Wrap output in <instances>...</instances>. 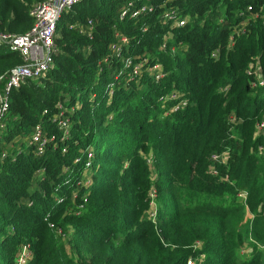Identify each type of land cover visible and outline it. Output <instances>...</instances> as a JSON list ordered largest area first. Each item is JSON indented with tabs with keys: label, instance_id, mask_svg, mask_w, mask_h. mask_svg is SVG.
Returning <instances> with one entry per match:
<instances>
[{
	"label": "trees",
	"instance_id": "trees-1",
	"mask_svg": "<svg viewBox=\"0 0 264 264\" xmlns=\"http://www.w3.org/2000/svg\"><path fill=\"white\" fill-rule=\"evenodd\" d=\"M37 1L0 0V30L27 31ZM123 1L85 0L64 13L50 70L9 94L0 141V264H14L25 243L27 264H185L200 254L198 264H260L261 250L239 261L237 251L249 233L264 242V214L256 210L264 208V136L255 132L264 84L251 85L255 68L264 79V18L249 22L232 45L228 35L241 19L236 10L252 3L264 13V0H184L189 21L171 28V41L181 44L173 54L159 49L168 26L153 14L120 20ZM88 19L90 36L74 25ZM116 30L129 38L124 54L147 58L137 74L114 57L102 61ZM154 62L164 73L158 80ZM20 63L0 44V83ZM173 90L187 100L174 110L177 100L166 99ZM58 104L69 120L63 139ZM37 123L54 137L41 155L25 142ZM223 150L227 163L216 168L227 181L208 169L210 153ZM190 189L195 200L180 203ZM243 189L253 214L244 226L234 198Z\"/></svg>",
	"mask_w": 264,
	"mask_h": 264
},
{
	"label": "built area",
	"instance_id": "built-area-1",
	"mask_svg": "<svg viewBox=\"0 0 264 264\" xmlns=\"http://www.w3.org/2000/svg\"><path fill=\"white\" fill-rule=\"evenodd\" d=\"M85 0H40L33 3L29 7V15L32 18V26L21 34L6 32L0 30V44L5 45L9 50L15 51L20 55L21 63L13 66L8 70L4 79L0 83V141L3 140V133L6 128V119L9 111V94L12 89L20 87V85L26 83L28 80L42 78L50 70L55 53L58 51V47L55 42L56 26L62 15L73 8L78 3ZM150 1V0H148ZM184 0H157L154 2H145L144 0H125L119 9L118 18L123 20L127 17L137 18L141 15L153 14L160 22L167 25L168 28L163 32L162 41L159 45V49L162 51H170V54L176 52L178 46L181 44L173 43L172 29L185 26L189 21V15L184 11L181 5ZM234 14H237L241 19L239 22L230 25V33L228 35V44L232 45L235 38L240 35H244L248 31V24L257 18H264L262 12V6L255 8L252 3H248L244 8L238 9ZM224 16H220L218 22H223ZM84 34L90 36L93 27L92 19H88L87 23L81 24L76 22L74 24ZM148 29V25L145 24L141 27V31L145 32ZM129 43V38L118 30L114 32V39L109 44V53L103 58V62H108L109 56L114 57L122 62L124 68L131 70V74H137L139 69L147 63V58H134L124 54ZM217 48L211 52V57L217 56ZM160 62H155L152 66L154 77L160 79L164 76ZM254 80L251 81L252 86L263 85L264 79L260 73V70L255 68L253 75ZM178 91H171L167 93L166 99L177 100L176 105L173 107L177 109L186 105V99L181 97ZM58 112L54 116L59 129L62 131L61 139L67 136L69 128V120L64 115V109L61 104L57 105ZM231 120H234L233 116H230ZM257 132H264V113L260 121L256 123ZM54 137H48L44 132L40 123L35 124L28 137L25 138V142L32 146L37 155H41L47 145V142ZM259 150H263L262 146L258 147ZM64 151V150H63ZM86 166H90L92 163V149L88 147ZM211 159L214 163L226 164L228 160L227 151L220 153H213ZM42 170H37L36 174L41 175ZM212 173L217 171L211 168ZM90 178L84 176L82 182L87 185ZM153 187V186H152ZM151 187V188H152ZM75 196V192H73ZM149 218L152 222L156 221V204L154 203L155 191H151ZM239 196L243 200L247 197V191L239 190ZM45 220L48 221L47 216ZM51 227L52 224L48 223ZM61 234V230L58 231ZM200 242L195 241L193 247H199ZM31 257V251L28 244H23L18 252L14 264H27ZM202 254L199 256H189L185 264H197Z\"/></svg>",
	"mask_w": 264,
	"mask_h": 264
},
{
	"label": "rangeland",
	"instance_id": "rangeland-1",
	"mask_svg": "<svg viewBox=\"0 0 264 264\" xmlns=\"http://www.w3.org/2000/svg\"><path fill=\"white\" fill-rule=\"evenodd\" d=\"M155 63V62H154ZM162 67V66H161ZM153 70V69H152ZM154 74H156V73H154V71H153V77H154ZM154 79L155 80H158V79H156L155 77H154ZM168 93H171V91L170 92H168ZM182 98H183V96H181ZM186 101V103H187V100H185ZM262 118V117H261ZM255 132H257V131H255ZM258 134L259 133H261V135L262 136H264V132H257ZM259 146H262L263 147V149H264V137H263V140H262V143L259 145ZM225 151H227V150H223V151H221V153L222 152H225ZM263 152H264V150H263ZM213 153H215V152H211L210 153V155L208 156V169L210 168V172H211V168H213V169H215L216 171H217V173L215 174V175H218V177H219V179L220 180H228L227 179V177H226V175H223V174H220L219 172H218V170H217V168H216V165L218 164V163H214L213 161H212V159H211V155L213 154ZM218 153V152H217ZM220 153V152H219ZM227 154H228V152H227ZM260 155L262 154V150H261V153H259ZM214 174V173H213ZM85 176V175H84ZM153 177H154V175H153ZM220 177H223V178H226V179H221ZM232 182V184H233V181H231ZM154 189V191H155V198H154V203L156 204V209H157V200H158V192H157V190H156V188L155 187H152V188H150V190H149V207H150V200H151V191ZM244 190V189H243ZM246 191V190H245ZM235 194H234V198H235V201L238 203V204H236L237 206H239L240 207V209H241V211L243 212V213H241L242 214V216H243V221H242V223L240 222V224L242 225V226H244V224L245 223H250L251 222V218H252V216H253V214H252V211L248 208V204H247V199H245V200H243L242 198H240V196H239V191H236V192H234ZM191 195H193L194 196V200H195V195L194 194H191V189L186 193V192H182V194L179 196L180 197V203H186V202H188V200L191 198ZM224 201L225 202H228L229 201V196L228 195H225L224 196ZM186 204H189V203H186ZM256 210L257 211H261L262 212V214H264V208H260V207H257L256 208ZM59 231V230H58ZM60 235H62V232H61V234ZM63 238L65 239V236H63ZM245 240V242H244V244L239 248V250L237 251V255H238V261L239 260H243L244 258H246V257H248V256H251V254L253 253V251H254V249H257V250H261L263 253H264V242L263 241H259V240H256V238L255 237H253L252 235H251V233H249V235H248V237L246 238V239H244ZM200 246H201V242H200ZM199 246V247H200ZM255 246V247H254ZM65 247H66V252L67 253H69L70 254V251H69V249H68V246H67V244L65 245ZM263 256L264 255H262V257L260 258V264H264V258H263ZM204 257H205V255H204ZM203 257V258H204ZM16 258V257H15ZM204 260V259H203ZM199 263V262H198ZM197 263V264H198Z\"/></svg>",
	"mask_w": 264,
	"mask_h": 264
}]
</instances>
